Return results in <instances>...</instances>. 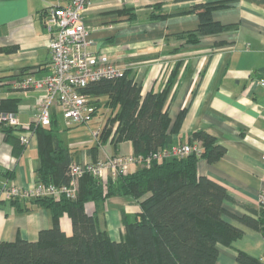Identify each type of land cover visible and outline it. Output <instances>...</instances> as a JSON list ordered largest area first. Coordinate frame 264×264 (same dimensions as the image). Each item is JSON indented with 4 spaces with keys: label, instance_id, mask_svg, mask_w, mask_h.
I'll return each instance as SVG.
<instances>
[{
    "label": "crops",
    "instance_id": "0c3cea01",
    "mask_svg": "<svg viewBox=\"0 0 264 264\" xmlns=\"http://www.w3.org/2000/svg\"><path fill=\"white\" fill-rule=\"evenodd\" d=\"M159 1L163 4L154 13ZM67 2L0 0V102L19 100L17 115L24 127L38 113V93L20 90L17 83L51 72L50 35L44 14L48 8ZM201 2L205 0H94L85 14L91 42L88 48L131 71L143 95L160 92L169 82V131L181 110L187 108L179 131L173 134L175 143L188 142L197 129L212 134L226 147V153L215 162L200 158L198 173L226 187L241 203L258 207L264 194V87L257 83L264 78V0H233L227 7L215 9L212 15L216 21L236 27L186 43L179 35L198 28L194 6ZM97 142L94 139L82 145L70 140L68 144L78 162L134 153L131 141L116 143L110 137L96 147ZM38 150L36 135L17 157L0 127V181L8 179L23 188L37 183L36 171L41 164ZM0 197L4 200L0 202V242L19 237L36 241L42 229L53 226L51 209L21 212L1 187ZM143 199L108 198L97 207L100 225L113 239L122 240V212L134 216L141 211ZM227 207L239 215L247 212L242 205L227 203ZM95 208L94 203H88V211ZM224 217L244 234L231 245L219 244L215 264H241L238 251L263 258L264 235ZM60 225L67 234L72 233L68 214L60 218Z\"/></svg>",
    "mask_w": 264,
    "mask_h": 264
},
{
    "label": "trees",
    "instance_id": "16d2710c",
    "mask_svg": "<svg viewBox=\"0 0 264 264\" xmlns=\"http://www.w3.org/2000/svg\"><path fill=\"white\" fill-rule=\"evenodd\" d=\"M231 1L205 0L196 4L194 10L199 15V26L179 35L180 38H186V43H197L204 35L236 27L222 24L212 15L215 9L227 7ZM162 4L161 1L156 3L153 12ZM169 89L168 82L164 90L143 95L142 86L128 70L121 77L105 78L82 88L81 91L92 98L91 116L98 113L102 104L99 97L106 96L104 105L109 115L98 137L92 136L98 140L95 146L104 145L111 137L116 143L131 141L133 154L147 155L175 143L173 134L179 131L187 108L181 110L169 131L171 117L166 106ZM18 103L17 98L2 100L0 112L17 113ZM61 121V113L54 108L50 124L34 126L32 122L41 163L36 171L37 182L69 183L70 166L78 162L73 148L62 136ZM77 125H65V129ZM0 127L13 153L20 157L27 145L21 142L17 129L3 120ZM194 140L203 142L201 155L154 160L150 166L139 165L117 176L102 178L86 173L74 199L65 196L39 197L31 201L12 199L21 212L37 207L51 209L54 224L42 229L36 241L19 237L0 242V264H215L219 244L231 245L244 234L224 216L264 235L263 203L258 207L243 204L226 187L198 173L200 158L215 162L226 153V147L205 129L193 131L189 142ZM113 196L144 197L140 212L134 216L122 212L125 229L122 240L113 239L99 222L97 207ZM0 202H4L1 197ZM88 203L96 205L94 211H88ZM227 203L242 205L247 212L233 213ZM64 214L72 219L71 234L60 225ZM237 260L241 264H264V257L256 258L244 251H238Z\"/></svg>",
    "mask_w": 264,
    "mask_h": 264
},
{
    "label": "built area",
    "instance_id": "2783aa9c",
    "mask_svg": "<svg viewBox=\"0 0 264 264\" xmlns=\"http://www.w3.org/2000/svg\"><path fill=\"white\" fill-rule=\"evenodd\" d=\"M93 1L68 0L66 5L52 6L44 14L45 27L50 35L51 72L41 78L30 76L17 83L20 90L38 93V113L32 121L34 126L50 124L54 108L61 113L66 126L86 122L91 117L94 105L90 96L81 89L105 78L121 77L126 71L107 55L93 53L88 48L91 42L85 14ZM257 83L264 87V78H260ZM0 120L17 129L23 144L28 145L32 137L37 135L32 122L22 126L15 112H0ZM99 133L100 130L93 131L92 136L97 138ZM203 150L201 140L176 142L147 155L118 153L96 162H73L70 166V181L66 184L37 182L23 188L7 179L0 181V187L10 199L33 200L53 196L74 199L79 192L80 180L86 173L102 178L117 176L138 165L150 166L154 160L201 155ZM260 203L264 204V194Z\"/></svg>",
    "mask_w": 264,
    "mask_h": 264
},
{
    "label": "rangeland",
    "instance_id": "374dc122",
    "mask_svg": "<svg viewBox=\"0 0 264 264\" xmlns=\"http://www.w3.org/2000/svg\"><path fill=\"white\" fill-rule=\"evenodd\" d=\"M99 98L102 104L99 108L98 113L94 116H91L86 122L66 129L64 122H60L61 129H64L62 136L67 142H69L70 140H74L78 144L82 145L85 144V142H93L94 138H91L93 131L100 130L104 126L106 119L109 115V110L104 105V102L106 101V96H101ZM90 99H92L91 96Z\"/></svg>",
    "mask_w": 264,
    "mask_h": 264
}]
</instances>
